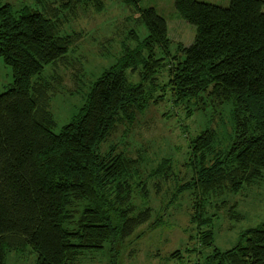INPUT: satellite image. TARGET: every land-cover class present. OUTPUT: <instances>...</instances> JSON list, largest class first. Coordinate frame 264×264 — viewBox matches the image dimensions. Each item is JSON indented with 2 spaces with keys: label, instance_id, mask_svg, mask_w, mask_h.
<instances>
[{
  "label": "trees",
  "instance_id": "1",
  "mask_svg": "<svg viewBox=\"0 0 264 264\" xmlns=\"http://www.w3.org/2000/svg\"><path fill=\"white\" fill-rule=\"evenodd\" d=\"M123 1L135 8L148 35L140 40L131 31L137 47L103 72L60 133L52 130L51 111L60 89L41 75L48 64L75 66L69 51L80 36L64 35L63 19L75 17L80 6L102 9L104 1L55 0L42 9L0 6V58L14 77L0 94V264L13 252L35 253L37 264H82L88 252L128 238L152 219L153 208L134 202L133 184L147 156L132 157L116 144L101 148L122 128L135 127L167 92L189 115L210 105L234 106L235 135L227 150H216L213 127L189 145L185 166L191 177L182 186L193 189L200 246L215 244L210 227L217 214H209V205L228 207L227 197L264 177V0H231L229 7L176 0L196 37L190 46L180 43L175 53L167 20L156 9L141 8L143 0ZM159 49L165 56H158ZM142 52L147 57L141 82L132 83L127 71L138 69ZM164 67L169 79L161 87ZM62 79L57 74L59 84ZM151 171L170 178L172 160ZM81 201L88 205L76 219ZM234 206L229 208L235 212ZM204 264H264V223L245 230L230 249L215 247Z\"/></svg>",
  "mask_w": 264,
  "mask_h": 264
},
{
  "label": "rangeland",
  "instance_id": "2",
  "mask_svg": "<svg viewBox=\"0 0 264 264\" xmlns=\"http://www.w3.org/2000/svg\"><path fill=\"white\" fill-rule=\"evenodd\" d=\"M51 1L55 0H0V6L10 4L15 10L23 6L42 9ZM103 1L102 9L80 6L75 17L72 15L68 20L63 19L62 33L80 36L69 51L75 66L65 68L63 65L55 67L48 64L43 69V79L60 89L51 100V111L56 120L52 130L55 133H60L77 116L103 72L119 62L129 49L137 47L138 41L130 37L131 31H136L140 40L148 35L146 25L138 21L139 14L133 6L123 0ZM198 1L222 7L231 4V0ZM140 6L143 9L154 7L167 20L172 53L178 50L180 43L185 46L193 44L196 27L181 18L176 0H143ZM158 56H165L162 49H159ZM146 57L147 52H142L138 58V69H128L127 75L132 83L141 82L139 71ZM168 73V67L159 72L161 87L168 82ZM57 74L62 76V84L55 80ZM37 78L34 77V80ZM13 81L11 66L0 58V94ZM233 107L229 102L219 107L210 105L206 111L189 115L167 92L163 101L153 103L139 117L135 127L122 128L102 146L103 152L116 144L132 157L139 153L147 156L142 173L133 184L134 202L141 208H153L152 219L128 238L116 243L108 242L104 249L88 252L82 264H204L206 256L215 247L230 249L238 243L245 230L264 223L263 177L227 197L230 200L228 207L217 210L209 205V214H217L210 227L215 235V244L202 247L197 239L200 232L198 224L192 220L193 189L182 186L191 177L190 169L185 166L190 153L189 145L203 130L213 127L217 131L216 150H227L231 146L235 135ZM167 158L172 160L176 175L171 174L168 179L164 176L165 172L151 175V169H157ZM219 201L214 200V205ZM231 204H235L232 208L236 213L229 208ZM87 205L88 201L78 203L75 207L79 211L76 219ZM75 226L74 223L68 225ZM178 251L183 256L178 255ZM36 260L35 253L26 256L13 252L8 255L6 264H37Z\"/></svg>",
  "mask_w": 264,
  "mask_h": 264
}]
</instances>
